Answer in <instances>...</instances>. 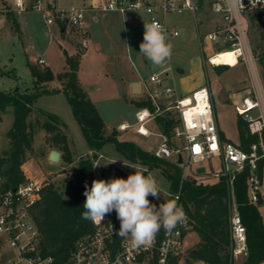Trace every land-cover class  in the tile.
<instances>
[{
	"label": "rangeland",
	"instance_id": "374dc122",
	"mask_svg": "<svg viewBox=\"0 0 264 264\" xmlns=\"http://www.w3.org/2000/svg\"><path fill=\"white\" fill-rule=\"evenodd\" d=\"M15 0H0V8H10L2 14L0 25V90L20 89L32 90L33 77L29 63L49 66L54 71H62L65 68V50L69 53L82 52L84 55L80 61V74L82 79L88 83L95 84L96 90L92 94L93 102L96 104L102 118L110 128H116L121 139L131 140L147 151H153L163 139L161 127L155 118L150 121L152 128L148 136H141L136 132V112L138 111V100L142 97L132 93L129 88V80L132 78L149 82L152 73H158L163 68L171 66L165 85H174L181 96L191 95L195 88L202 85H209L212 91L215 117L220 130L225 138L238 142V114L235 105L244 96L248 95L250 80L245 65L241 62L230 66L225 71L218 73L214 66L208 63L206 54H202L198 39L195 35L192 13L185 11L169 17L171 24L177 25L181 35L177 38H170L172 44V56L161 67L151 64L141 53L139 45L143 41L144 22L147 23V16L139 14V22H132L130 14L125 16L118 13H106L102 11H85V30L66 25V32H62V26L58 22L48 24L47 17L53 16L48 9L51 3L59 7H72L87 5L90 0H41V6L45 9H38L34 4L37 0H29L28 8L18 11L14 5ZM13 5V7H11ZM93 15L99 17L98 21ZM215 20L216 15H210ZM210 23H205L201 29L206 32ZM249 37L253 49L258 45L259 52L255 51L258 57V64L262 79L264 80V67L261 65L258 55L264 49V43L260 40V29L257 24L251 25ZM88 41V47H82V40ZM227 48V47H226ZM219 51V49H215ZM43 57L45 64H39L33 59ZM182 68L183 73L177 71ZM57 80L51 83V87L58 88ZM131 91V92H130ZM56 115L60 121V129L66 133L67 142L70 146L73 162L65 161L68 154L61 148L63 142L52 138L53 133L37 126L33 147L27 152L24 169L31 170L36 177H46L49 182L62 186L67 191V180L76 171L79 159L85 156L89 147L83 137L79 124L71 109V105L62 91L42 94L35 103V109L29 116V120L35 124L36 121L44 122L50 115ZM240 116V115H239ZM0 120V154L9 147V138L6 132L13 124V115L4 114ZM122 123L128 124L127 130H121ZM171 142L174 147L183 145V140L175 137L172 132ZM60 150L62 156L58 162L49 159L51 150ZM59 151V150H58ZM103 157L97 160L94 167L97 177L99 170L104 163L114 162L129 174L135 169L144 171L145 175L151 172L163 189L158 201L166 200L168 194L173 192L170 183L166 178L163 167L148 169L138 163H132L122 159L113 144H107L100 152ZM176 157L171 158L175 161ZM206 171L194 177L193 173L197 166L187 167L184 180L198 179L205 182H213L216 177L213 172L220 171L221 164L218 158L201 163ZM264 184V170H263ZM258 203L259 210L264 221V198ZM197 234L192 231L185 240L184 250L178 255L174 264H187L186 257L191 245L196 242ZM10 257L6 246L0 241V264H5ZM243 259H234L240 263ZM193 264H201L196 262Z\"/></svg>",
	"mask_w": 264,
	"mask_h": 264
},
{
	"label": "built area",
	"instance_id": "2783aa9c",
	"mask_svg": "<svg viewBox=\"0 0 264 264\" xmlns=\"http://www.w3.org/2000/svg\"><path fill=\"white\" fill-rule=\"evenodd\" d=\"M28 1L15 0L14 5L18 11H23L28 8ZM241 2L242 7L233 4L232 0H90L87 5L81 7H59L51 3L52 7L48 9L53 16L46 18L48 24L58 22L62 26L65 23L85 30L86 10L116 12L123 16L131 14L134 19H138L139 14H145L147 23L157 21L164 26L169 41L170 38L181 35L180 29L170 23L169 17L190 11L199 46L202 54L207 55L210 65L226 64L214 63L211 57L224 51L226 47L236 52L235 64L227 65L235 66L242 62L248 72V95L239 100L235 110L247 122L249 132L258 138L251 144L249 151L234 141L221 139L209 85L196 88L191 95L181 96L174 85L164 84L172 69L170 65L158 73H152L149 82L143 83V98L152 101L154 110L145 106L136 112V131L143 136L151 133L146 124L155 118L156 114L174 109L179 115L180 122L173 128V132L175 137L183 140V145L174 147L171 140L163 136L162 141L152 151L156 157L171 159L175 156L174 162L184 170L196 165L197 169L192 172L194 177H198L197 171L200 167L205 168L201 165L204 161H211L214 157L220 161V171L212 174L216 179L226 177L230 188L229 229L233 259L248 255L247 231L235 199L234 179L238 172L248 167L250 201L259 202L263 179L257 172L258 161L264 158V80L249 37L251 15L264 9V0ZM40 3L41 0H37L34 5L38 9H45ZM10 10L0 8V25L2 14ZM211 14L217 16L215 20L210 18ZM208 22L210 28L206 32L202 31L201 27ZM81 44L84 48L88 47L86 39H83ZM35 60L39 64L46 63L43 57ZM127 128L128 125L120 126L121 130ZM101 157L103 155L99 154L94 160V165H97V160ZM26 162L22 165L25 180L16 187L0 190V241L10 252L5 264H54V257L44 255L40 249V230L32 212L41 200L43 188L49 180L43 177V174L36 177L31 174V170L24 169ZM184 179L183 172L182 181ZM180 196L181 187L168 194L166 200L177 199L180 205ZM163 202L165 200L157 201V207ZM186 217L185 222L171 233L161 229L150 246L134 249L131 247L130 238L118 236L120 221L117 215L111 217L108 214L101 224L93 223V231L77 242L68 264H174L176 257L184 250L187 234L194 229V222L187 213Z\"/></svg>",
	"mask_w": 264,
	"mask_h": 264
},
{
	"label": "trees",
	"instance_id": "16d2710c",
	"mask_svg": "<svg viewBox=\"0 0 264 264\" xmlns=\"http://www.w3.org/2000/svg\"><path fill=\"white\" fill-rule=\"evenodd\" d=\"M252 24L260 29V40L264 43V9L253 12ZM63 27V26H62ZM260 45L255 47L259 52ZM225 50H229L226 48ZM82 52L66 55L67 68L54 73L49 66L29 63L33 77V89L0 90V114L11 113L13 124L6 132L9 147L3 155L0 154V190L13 188L25 180L22 165L26 161L27 152L32 149L37 126L53 133L52 138L63 142L62 149L66 154L65 161L73 162L66 133L60 129V121L54 114L44 122L33 124L29 116L35 109V103L42 94L62 91L66 95L82 131L83 137L91 155L82 156L76 171L67 180L66 193L62 186L50 181L42 191V198L33 208V216L40 230L39 246L44 255L54 257V264H68L77 242L90 234L94 224L90 220L82 219L83 195L85 184L91 187L94 179L109 180L112 178L127 179L129 172L115 163H104L97 177L94 170V160L99 157L103 148L111 143L119 156L129 162L138 163L148 169L163 167V172L170 183L173 192L181 187L180 205L194 222V231L199 241L188 250L187 264H264V221L258 203L250 201L248 193V178L250 170L244 168L236 174L234 179L235 199L247 231L248 255L240 263L232 257V242L230 235V188L227 178L221 177L213 182L198 179L183 180L182 169L171 159L156 157L152 151H147L131 140L121 139L116 128L110 129L102 118L96 104L90 98L79 79V67ZM261 65L264 67V49L259 53ZM264 75V74H263ZM57 80L59 87H51ZM139 107H149L154 110L150 99L142 98L137 102ZM2 119V118H1ZM0 119V120H1ZM156 122L161 127L163 136L171 140L173 128L179 124L180 118L174 109L156 114ZM238 142L241 148L250 150L257 136L248 130V124L238 115ZM223 141L225 138L220 130ZM59 151L61 149H58ZM62 156V155H61ZM63 158V156H62ZM264 158L258 161V174L262 178ZM67 197V199H65ZM151 203L157 204V199L149 196ZM261 198L259 199L260 202ZM116 216L115 211L110 213Z\"/></svg>",
	"mask_w": 264,
	"mask_h": 264
},
{
	"label": "clouds",
	"instance_id": "9594fccd",
	"mask_svg": "<svg viewBox=\"0 0 264 264\" xmlns=\"http://www.w3.org/2000/svg\"><path fill=\"white\" fill-rule=\"evenodd\" d=\"M243 6L241 0H232ZM141 53L153 66H163L172 56V44L168 42L167 32L157 21L144 22L143 41L139 45ZM112 161L110 163H114ZM98 166V165H94ZM135 169L127 179H94L91 187L85 184L86 197L81 216L95 224H101L104 217L115 211L120 221L118 236L130 238L131 247L139 249L150 246L161 229L171 233L186 220L183 207L177 199L165 200L158 207L148 199L160 198L163 189L155 176ZM67 199V197H65Z\"/></svg>",
	"mask_w": 264,
	"mask_h": 264
},
{
	"label": "crops",
	"instance_id": "0c3cea01",
	"mask_svg": "<svg viewBox=\"0 0 264 264\" xmlns=\"http://www.w3.org/2000/svg\"><path fill=\"white\" fill-rule=\"evenodd\" d=\"M90 11H94V10H90ZM106 13H116V12H106ZM119 14V13H118ZM130 20L132 21V22H139V18L138 19H134V15H131L130 14ZM93 19L95 20V21H98V19H99V17L97 16V15H93ZM61 31L62 32H66L67 31V27L66 26H63L62 28H61ZM65 51L64 52H66L68 55H74V54H76L75 53V50H74V52L73 53H69L66 49H64ZM84 55V53L82 54V56ZM34 61H36L35 59H33ZM66 68H67V64H66V56H65V68H64V70H66ZM53 70V69H52ZM64 70H62V71H64ZM54 71V70H53ZM59 72H61V71H59ZM54 73H58V71H54ZM79 79H80V81H81V83H82V85L84 86V85H87L88 87H89V89H87L86 91L89 93V96H90V98L93 100V98H92V94H93V92H95V90H96V86H95V84H91V83H88V82H86V81H84L83 79H82V76H81V74H80V67H79ZM134 83H140L141 84V93L140 94H136V95H139L140 97H142L143 96V83H145V81L144 80H139V79H135V78H132V79H130L129 80V88H130V90H131V86L134 84ZM196 89V88H195ZM194 89V90H195ZM131 92V91H130ZM132 93H134L133 92V90H132ZM135 94V93H134ZM139 101V100H138ZM138 108H140V107H138ZM121 125H128V124H126V123H122ZM120 125V126H121ZM108 126V125H107ZM146 126H147V128L149 129V131L151 132L152 131V128H151V125H150V122L149 123H147L146 124ZM136 127H137V125H136ZM110 128V127H109ZM110 129H112V128H110ZM120 129V128H119ZM127 130V129H126ZM137 132V131H136ZM138 133V132H137ZM139 134V133H138ZM139 135H141V134H139ZM141 136H143V135H141ZM162 141V140H161ZM160 141V142H161ZM52 151V150H51ZM50 151V152H51ZM50 152H49V154H50ZM93 153V151L92 150H88V152H84L83 154L85 155H91ZM101 154V153H100ZM261 198H264V184H263V186H262V193H261ZM192 231H194V230H192ZM192 231H190V232H192ZM190 232L187 234V236H186V238L188 237V235L190 234ZM195 232V231H194ZM197 234V233H196ZM199 241V236H198V234H197V239H196V242L194 243V244H196L197 242ZM193 244V245H194ZM193 245H191V246H193ZM201 263V262H200ZM201 264H204V263H201Z\"/></svg>",
	"mask_w": 264,
	"mask_h": 264
},
{
	"label": "water",
	"instance_id": "95a60500",
	"mask_svg": "<svg viewBox=\"0 0 264 264\" xmlns=\"http://www.w3.org/2000/svg\"><path fill=\"white\" fill-rule=\"evenodd\" d=\"M229 67L230 66L227 65V64L214 65V69L218 73H221V72L225 71ZM177 71L180 72V73H183L184 72V70L182 68H177ZM84 88H85V90L89 89V87L87 85H84ZM132 90H133V92L135 94H140L141 93V84L140 83H134L132 85ZM0 119H1V114H0ZM60 157H61V153L58 150H52L50 152V154H49V159L52 162H58L60 160ZM179 161H181V157H180ZM204 170H205L204 167H200L197 172L200 174V173H203ZM205 264H207V263H205Z\"/></svg>",
	"mask_w": 264,
	"mask_h": 264
},
{
	"label": "bare ground",
	"instance_id": "6f19581e",
	"mask_svg": "<svg viewBox=\"0 0 264 264\" xmlns=\"http://www.w3.org/2000/svg\"><path fill=\"white\" fill-rule=\"evenodd\" d=\"M208 51L210 52V50ZM235 55H236V52L233 51V49H229V50L221 51L211 57L214 63H226L229 65H234L236 61Z\"/></svg>",
	"mask_w": 264,
	"mask_h": 264
}]
</instances>
